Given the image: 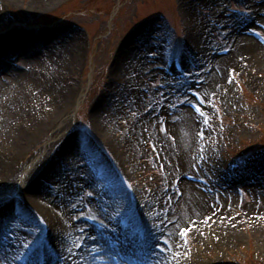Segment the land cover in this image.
I'll use <instances>...</instances> for the list:
<instances>
[{
    "label": "rangeland",
    "instance_id": "1",
    "mask_svg": "<svg viewBox=\"0 0 264 264\" xmlns=\"http://www.w3.org/2000/svg\"><path fill=\"white\" fill-rule=\"evenodd\" d=\"M31 1L4 0L11 12L0 18V35L21 31L52 33L51 50L48 48L42 57L46 65L45 71L49 72L45 80L49 85L46 87L51 89L64 86L66 79L74 86H71L69 101L76 89L78 92L81 91L80 106L77 108L76 116L71 120L68 131L60 129V132H57V139L62 138L69 131L81 134L80 126L88 125L93 137H86L90 140V146L87 148V154L82 146V159L93 173L91 181L95 186L94 190L110 199V215L117 226L120 228L118 212L125 214L130 225L133 226L131 230L125 232L127 239H130V232L139 223L135 218L136 210H142L143 205L146 207L149 204L151 207V203H155L151 201L154 198L158 202V205L155 204V224L160 230L161 227L171 228L184 247L181 253L182 262L178 264H187V262L191 264H264L262 224H257L251 229L246 226L239 227L236 230L238 240L230 244L228 248L219 246L215 233L211 235L210 242L199 244L197 239L193 240L194 233L191 230L185 242V237L178 230L190 228V225L184 221L182 223L178 221L176 224L177 218L174 216L175 211L182 216V211L187 209L184 205L181 206L186 198L181 185V174L178 171L179 158L175 153L173 141V137L176 138L177 135L173 131L169 132L172 126L169 118L176 119L174 109H181L187 105L201 117V129L197 134V138L202 143L199 157L205 160L208 155H211L213 156L211 159H216L215 161L219 164L218 173L221 183L240 176L248 177L252 184L259 180L261 184L256 187L260 195L264 196V174L260 172L264 168V64L241 70L239 68L242 65H225L218 71L220 74L217 73L219 78H222L220 82L227 83L219 88L217 95L207 96L202 91L207 77L216 73L212 61H205V57L206 55L213 58L224 57L232 52L230 41L232 25L243 35L253 37L264 45V0H255L254 6H258L256 10L253 3H248L247 0H225L216 6L205 4L204 0H54L43 10L30 9ZM184 3L193 8V13L196 15L194 24L204 22L207 26L206 39L208 38L209 43L206 54L189 40L190 25L185 19ZM161 14L166 15L170 22L172 21L174 27L171 28V35L168 33L167 24L160 17ZM149 23H154L156 30L150 35H139L144 25ZM80 28H86L90 32L89 38ZM77 37L82 41L79 52L80 61L75 71L68 74L64 72V69L57 67L58 56H54L53 59L51 54L66 53L69 56L66 39L73 38L77 41L75 40ZM122 44L123 47L133 45L132 68L134 70L141 68L142 75L149 78L136 85V90L143 95V102L140 105H135L132 98L124 95L133 90L127 80L128 68H124L125 72L114 80V84L110 80L111 69ZM152 53L158 55L153 56ZM166 53L174 54L175 58L182 62L183 69L178 70L175 67L171 73L167 72ZM159 56L161 58L157 61ZM71 59H74L73 56ZM19 60L18 58L16 63H24L23 60ZM141 63L144 65L139 67ZM13 70H18V67H14ZM156 70L159 73H156ZM183 87L186 89V97L179 92ZM119 90H124L121 97ZM115 92L113 104L117 106H113L114 115L111 113L108 117V123L113 131L104 135L93 126L95 123L91 116V109L102 93L106 94L102 98L103 101L105 98L111 99V95ZM197 92L205 100L201 101L196 96ZM221 93L233 98L230 109H227L223 101L218 98ZM123 100L125 101L122 102ZM189 101L191 104L188 103ZM196 103H200L203 114L195 111ZM49 107L50 104L45 103L42 112L49 110ZM166 109L168 112L164 115ZM119 110L122 112L119 113ZM140 118H146L147 122L139 125ZM135 125L139 127V133H136ZM162 128H166L167 131L161 130ZM55 130L53 127L32 145L23 146L15 151L11 147H5L0 141V153H3V158L8 154L13 169H17V160L24 159L26 163L29 158L38 154L24 181L40 156L49 152L50 146L45 147V150L42 148ZM201 132L204 134L203 138L200 137ZM160 142L165 144L163 151L159 146ZM170 145L175 150L173 154ZM57 151L49 153L48 161L50 163L55 158L54 163L57 162L59 163L57 165L62 166L64 160L61 154L57 157ZM233 161H238L239 167L232 169ZM20 172L18 170L19 175ZM191 172L187 171L185 175L188 180L194 181V175H190ZM207 174L208 172L198 174L200 178L197 182L207 186L212 177ZM6 185L7 181L4 177H0V188L4 189ZM15 187L16 181L9 184L7 191L3 192L4 197L9 192H13ZM239 188L242 187L237 185L233 188L235 200L233 210L238 213L242 212L249 199V193ZM156 194H160L158 200ZM209 197L212 204L219 203L220 197L216 193ZM253 197L250 201L256 206L257 202L255 203ZM22 198L24 200L23 196ZM94 198L93 189L80 193L77 198L78 208L70 213V221L77 223L84 221L91 224L92 217H98L96 222L99 224L94 226L101 227L103 220L89 203ZM73 201L68 200L66 203L72 204ZM101 204L108 206L110 203L102 202ZM27 215L31 217L32 225L38 230L36 223L38 220L47 228V222L39 210L34 211L33 215ZM133 219L135 222L131 221ZM206 228L211 231L213 226L207 224ZM162 234L166 236V233H159L161 239H163ZM139 239L138 235L137 239L131 241ZM77 245L80 246L77 247ZM83 245V241L78 237L74 239L72 248L81 251ZM123 246L129 247L126 244ZM93 248L92 255L99 257L101 262L105 263L108 258L105 254L103 255V251H93ZM27 250L28 248L17 255H24ZM157 250L161 253L165 251L159 248ZM116 253H120L123 258L113 259L112 256ZM142 253L137 251L135 256L138 261L146 260L145 258L140 260L144 255ZM110 258L114 262L138 264L129 262V256L119 250L113 252ZM38 262L43 264L39 259Z\"/></svg>",
    "mask_w": 264,
    "mask_h": 264
},
{
    "label": "bare ground",
    "instance_id": "2",
    "mask_svg": "<svg viewBox=\"0 0 264 264\" xmlns=\"http://www.w3.org/2000/svg\"><path fill=\"white\" fill-rule=\"evenodd\" d=\"M53 1L32 0L30 9L43 10L45 7L51 5ZM221 1L225 0H204L205 4L209 6L210 4L216 6ZM0 2H4V0H0ZM247 2L253 3L255 10L258 8V6H254L255 0H247ZM183 6L185 19L188 25H190V29H188L189 40L200 51L206 54V48H208L209 43L208 38L206 39L207 26L204 22L194 24L193 20L196 15L193 13V8L187 6L185 3ZM144 26L143 31L139 32V35H150L156 30L154 23ZM231 28L230 41L233 48L232 52L224 57L213 58L207 55L205 57V61H212L216 72L207 77L208 79H206V82L202 86L203 94H207V96L215 95L219 88L227 83L226 81L220 82L222 78H219L220 72L218 71L223 66L229 64L242 65L239 68L241 70L249 66L264 64V45L253 37L243 35L233 25ZM51 40L52 33L40 31L10 32L7 35H0V141L3 142L5 147H11L15 151L23 146L28 147L32 145L35 141L44 137L53 127L56 129L42 148L45 150V147L50 146L49 152L44 156H40L39 161L25 181L24 177L32 168L31 166L34 164L38 154L27 160L19 175L18 168L13 169L10 159H8V154L5 155L4 153L5 157L3 158V153H0V177H4L7 181L6 188L0 189V192H6L9 184L16 181V187L13 192H9L5 196L4 203L6 207L4 213L0 215V235L10 236V240L6 245L5 242L0 241V259L4 260L5 264H24L14 258L17 256V253L29 248L35 249L36 254L31 257L28 264H37V254L41 249L45 251V264H131L122 261L114 262L110 256L116 250L127 254L129 262L138 264H146L147 261L148 264H178L182 262L181 253L184 251V247L177 235L173 234L171 228L161 227L162 229L160 230L155 224V204L158 205V202L154 198L151 199V201H155V203H151V207L148 204L146 207L143 205L142 210H136L137 216L135 218L139 222H136L138 224L137 227L141 229L151 244L158 242L164 245V239H161L159 233H166V236L163 237L169 238L170 245H165V249L170 247V251L165 250L161 253L155 248L154 252L156 254L142 247V240L131 242L127 239L125 231L117 226L110 215V199L94 190L95 186L91 181L93 173L88 168V164L86 163L85 165L82 159V146L86 154L87 148L90 146L85 136L69 131L68 134L57 139V132H60V129L68 131L71 120L76 116L77 109L71 112L70 115H67L68 109L71 107L69 94L72 90L71 86H74L68 83L66 79L64 80V86H56L51 89L46 87L49 85L45 82L49 72L45 71L46 65L42 57L46 50L51 48V44L53 43ZM75 40L77 41H74L73 38L66 39L69 56L66 53L51 54L53 59L54 56H58L57 67L64 69V72L68 74L75 71L80 61L79 52L82 47V41L78 37ZM132 49V44L126 47H123L122 44L113 63L110 80L114 84V80L125 72L124 68H128L127 80L133 90L130 93L126 92L124 95L127 98H132L135 105H140L143 102V95L136 90V85L149 78L142 75L141 68L135 70L132 68ZM71 56L74 59H71ZM160 56L157 58V61L161 58ZM18 58L23 60L24 63H16ZM52 64L54 65V63ZM115 64H117L116 67ZM142 65L144 64H139V67ZM14 67H18V70H13ZM155 72L159 73L158 70ZM124 90H119L120 97ZM76 92L77 89L73 97ZM179 92L183 94V97L187 96L184 87ZM104 95L106 94L102 93L97 99L91 116H93V122L95 123L93 126L104 135H108L113 131L111 125L108 123V117L111 113L114 115L115 110L113 106H117L113 104L116 92L111 95V99L105 98L102 101ZM218 98L223 101L227 109H230L233 99L230 95L224 96L221 93ZM45 103H49L50 107L49 110L42 112ZM166 108L168 109L169 107ZM167 109L164 115L168 112ZM174 110L176 119L169 118L170 124L172 123L169 132L173 131L177 135H175L177 139L173 137L176 152L172 145L170 146L173 152L170 151L172 154L175 152L179 158L178 171L181 174V185L186 198L181 206L187 207L185 211H182V216L175 211L176 224H178V221L180 223L182 221L187 222L190 225L192 233H194L193 240L197 239L199 244H206L207 241L210 242L211 235L215 233L219 246L228 248L230 244L238 240L236 230L239 227L246 226L251 229L257 224H262L264 227V196L260 195L256 187L261 182L256 180L252 184L248 177L244 178L240 176L234 179L232 177L231 180L227 179L221 183L222 180L218 173L219 164L215 161L216 159H211L213 157L211 155H208L205 160L199 157L202 143L197 138V134L201 129V117L187 105L181 109L176 108ZM121 112L119 110V113ZM172 119L173 121H171ZM138 122L140 125L141 123H146L147 120L146 118H140ZM47 123L48 125H46ZM139 130L137 126L136 133H139ZM159 146L162 151L165 149V144L160 142ZM54 150L57 151V157L60 154L62 155L64 160V163L61 161L62 166L57 165L59 164L57 162L54 163L55 158L49 163V153ZM164 152L167 153V151ZM187 171H192L189 174L194 175V181L186 178L185 173ZM206 172H208L207 175L209 177H212L207 186H204L197 181L200 178L199 175L206 174ZM260 172L264 174V168ZM237 185L242 187L239 189L246 190L249 193L247 204L240 213L233 210V203H235L233 188ZM89 189H93L95 193V198L89 203L95 213L103 220L102 226L99 228L84 221H80L79 223L75 221L71 222V218H69L70 213L78 208L77 198L79 194ZM214 193L220 197L217 204H212L210 201L209 195H213ZM17 194L24 197L25 202L23 205H20L16 198L13 199ZM159 195H155L157 200ZM252 196H254L255 203L257 202L256 206L250 201ZM68 200L74 201L70 204L66 203ZM102 202L110 204L108 206L102 205ZM258 204L259 208L257 207ZM18 205L22 208V214L33 215L36 210L41 212L47 222L48 229L42 241H39V231L31 222L26 223L20 218L21 215L16 212L13 213V207L16 208ZM13 214L16 215L15 221L11 219ZM131 221L135 222V219ZM14 224L17 225L15 228H13ZM207 224L213 226L211 231L207 230ZM102 227L104 228L102 229ZM99 229L102 230L100 231ZM30 230L31 235H28ZM180 230L178 231L180 232ZM24 236H28L29 241L38 240L39 243L32 244L30 247L20 248L19 245L22 243V240H17V237ZM78 237H80L84 244L81 251L72 248L74 239ZM92 237L96 239L93 240ZM13 242L16 243V247H13ZM124 244L129 247L123 246ZM109 245H113L114 247L109 248ZM93 247L105 249L103 255L105 254L108 258L105 263H102L99 257L92 255L91 249ZM68 249H71V252ZM137 251L144 254L140 260L142 258L146 260L138 261L135 256L137 255ZM177 252L180 253L178 257L176 255ZM187 264L191 263L187 262Z\"/></svg>",
    "mask_w": 264,
    "mask_h": 264
},
{
    "label": "snow or ice",
    "instance_id": "3",
    "mask_svg": "<svg viewBox=\"0 0 264 264\" xmlns=\"http://www.w3.org/2000/svg\"><path fill=\"white\" fill-rule=\"evenodd\" d=\"M152 55L155 56V55H158V54H157V53H152ZM230 82H231V81H230ZM157 91H159V90L157 89ZM213 95H214V94H213ZM196 96L199 97L201 100L204 99V97L201 96V94H200L199 92L196 93ZM188 103L191 104V101H189ZM172 107H175V105H172ZM194 109H195L196 112H199V113L203 114L200 103H196V104L194 105ZM161 130H163V131H167L166 128H162ZM203 135H204L203 132H201V133H200V137L203 138ZM153 147H155V145H153ZM129 187H131V185H129ZM4 200H5L4 194H3V192H0V215H2V214L4 213V210H5V207H6V204L4 203ZM15 211H16V210H15V208L13 207V213H15ZM20 218H21L22 220H24L26 223H30V222H31V217L28 216V215H26V214H21ZM11 219H12L13 221H15V219H16V215L13 214V216H12ZM92 219H93V220H98V217H92ZM162 222H163V221H161V223H162ZM169 222H171V221H169ZM16 226H17V225L14 224V225H13V228H15ZM81 231H83V229H81ZM190 231H191L190 228H182V229L180 230V234H181L182 236L185 237V242H187V234H188V232H190ZM28 235H31V230L29 231ZM162 237H163V234H162ZM141 238H142V247L146 248L149 252H153V254H156V253L154 252V249H155V248H159V249H161V250H169V251H170V247H169L168 249H165V245H170V240H169L168 237H163V239H164V245H161V244H159L158 242L155 243V244H151V243L149 242L148 238H147L146 236H144L143 233H141ZM92 239L95 240L96 238H95V237H92ZM9 240H10V236H7V235H0V241L5 242V245H6V243H7ZM17 240H22V243H20V245H19L20 248L30 247L32 244H38V243H39L38 240H36V241H29V240H28V236L17 237ZM79 246H80V245H77V247H79ZM13 247H16V243H15V242H13ZM111 247H114V246H113V245H109V248H111ZM68 251L71 252V249H68ZM93 251H97V252H99V251H105V249H104V248H96V247H94V248H93ZM176 255H177V257H178V256L180 255V253L177 252ZM112 258L118 260V259H121V258H123V257L121 256L120 253H116L114 256H112ZM14 259L24 260V259H27V257L24 256V255H17ZM69 259H71V257H69ZM0 264H5V261L2 260V259H0Z\"/></svg>",
    "mask_w": 264,
    "mask_h": 264
}]
</instances>
